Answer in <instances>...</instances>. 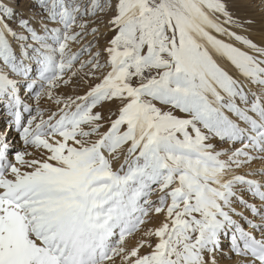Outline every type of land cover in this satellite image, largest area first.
<instances>
[{"label":"snow or ice","instance_id":"1","mask_svg":"<svg viewBox=\"0 0 264 264\" xmlns=\"http://www.w3.org/2000/svg\"><path fill=\"white\" fill-rule=\"evenodd\" d=\"M235 2L259 22L0 0V264H264V0Z\"/></svg>","mask_w":264,"mask_h":264},{"label":"rangeland","instance_id":"2","mask_svg":"<svg viewBox=\"0 0 264 264\" xmlns=\"http://www.w3.org/2000/svg\"><path fill=\"white\" fill-rule=\"evenodd\" d=\"M230 6H231V10L237 15V16H243V15H252L254 16V18L257 20V22H259L260 19V12L259 9H255V10H249L243 6H241L238 2H235V0H230ZM13 27H15V25H13ZM250 33V38H253L254 41H256L257 43H259L261 41V35H260V29L259 26L257 24V26H255L252 31L249 32ZM90 38V37H89ZM75 50V47L74 49ZM86 90V86L85 85H78L75 87V91H73V87L69 86V87H65L63 89L64 92L69 93V94H73V95H82L84 93V91ZM49 106L54 107V105H48L45 104L43 105V107L47 108ZM159 106V105H158ZM3 111L0 110V122L3 120L1 117H3ZM46 118V117H45ZM4 122L2 124H0V129H3L6 126V121L5 118L3 120ZM19 147V145L17 146Z\"/></svg>","mask_w":264,"mask_h":264},{"label":"bare ground","instance_id":"3","mask_svg":"<svg viewBox=\"0 0 264 264\" xmlns=\"http://www.w3.org/2000/svg\"><path fill=\"white\" fill-rule=\"evenodd\" d=\"M237 31H240V30H237ZM246 35H249L250 36V33H245ZM253 39V38H252ZM233 71H235L234 69H233ZM3 120H4V116L3 117H1ZM1 121L0 122V124H2L4 121ZM1 127V126H0ZM19 145V143H17V146ZM20 146V145H19Z\"/></svg>","mask_w":264,"mask_h":264}]
</instances>
